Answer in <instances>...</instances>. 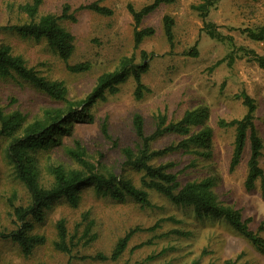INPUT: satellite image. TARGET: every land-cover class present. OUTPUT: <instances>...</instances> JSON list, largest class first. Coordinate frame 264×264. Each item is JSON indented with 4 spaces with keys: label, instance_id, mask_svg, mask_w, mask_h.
<instances>
[{
    "label": "rangeland",
    "instance_id": "374dc122",
    "mask_svg": "<svg viewBox=\"0 0 264 264\" xmlns=\"http://www.w3.org/2000/svg\"><path fill=\"white\" fill-rule=\"evenodd\" d=\"M94 1L41 0L37 10L36 19L44 15L59 16L67 6V15L75 18L61 22L74 38L69 63L88 62L90 70L74 74L65 69L43 40L23 38L3 30V27L28 21L21 8L32 0H0V44L9 46L28 67L50 80L61 82L66 89L65 101H56L17 77L0 78V107L6 113L18 111L31 121L41 117L45 110H65L68 103L83 100L97 77L113 71L122 58L132 57L135 64H141V52L146 54L147 70L141 81L149 91L136 100L133 96L135 83L129 76L118 86L116 94L105 93L104 100H97L89 108L92 123L73 122L71 135L62 137L61 145L36 152L41 182L50 184L48 168L52 165L74 166L64 150L78 140L89 160L117 175H125L139 187L140 174L122 169L120 152L122 147L135 145L133 115H141L145 133L150 134L158 114H165L169 121H178L187 110H204L203 126L212 131L206 156L175 152L152 163L172 162L171 171L182 184L213 180V190L222 204L238 210L249 220L251 230L257 231L260 225L264 226L261 181L257 180L251 191L244 188L249 141L238 166L230 172L235 130L217 124L219 120L228 122L242 118L247 111L244 95L252 99L255 107L253 123L262 144L258 160L264 176V70L246 53L252 50L264 57V42L252 41L241 33L245 28L264 24V0L215 1L208 8L205 21L214 24L216 31L224 37L221 41L211 39L202 30V19L192 8L205 0H175L172 4L160 5L142 20L139 29L149 27L154 33L144 38L137 48H134L133 20L127 5L138 11L153 0H105L100 4L112 10L110 16L78 9ZM165 15L174 20L173 49L163 32ZM195 45L197 56L187 55ZM104 124L111 140L103 135ZM178 140L180 138L175 135L165 136L151 147L161 149ZM113 141H116V147ZM4 147L5 141L0 140V229L13 230L8 198L13 191L17 192L18 205H25L28 198L3 160ZM79 196V203L74 208L65 200L53 202L43 221L34 224V232L44 236L45 242L35 247L30 255L24 256L16 244L0 239V264H226L227 260L235 264H264V255L222 220L199 219L192 207L173 205L154 192H149L152 208H142L129 198L123 202L100 198L92 186L80 189ZM86 213L88 220L93 221L91 233L96 236L89 243L81 239L86 224L82 216ZM58 220H64L67 240L73 243L70 254L53 247ZM155 224L159 225L154 231L147 230ZM135 228L139 230L132 234L117 260L87 258L97 253L109 256L116 242ZM259 235L264 238V231Z\"/></svg>",
    "mask_w": 264,
    "mask_h": 264
},
{
    "label": "trees",
    "instance_id": "16d2710c",
    "mask_svg": "<svg viewBox=\"0 0 264 264\" xmlns=\"http://www.w3.org/2000/svg\"><path fill=\"white\" fill-rule=\"evenodd\" d=\"M103 1L105 0H95L78 9H87L102 16L112 15L111 9L100 4ZM215 1L217 0H205L192 8L198 11L202 19V30L211 39L221 41L224 37L216 31L214 24L205 21L208 8ZM174 2L175 0H153L150 5L138 11L131 5H127L133 20L134 48H137L144 38L154 33L153 29L149 27L139 29L142 20L160 5ZM40 4L41 0H32L31 3L22 6L21 10L27 15L28 21L20 25L3 27V30L14 32L23 38L43 40L70 73L89 71L90 64L88 62L69 63L74 50V38L61 25L63 20H75L73 16L67 15L68 7L65 6L59 16L44 15L36 19ZM162 26L166 41L170 49H173L174 20L172 17L165 15L162 18ZM241 33L252 41L264 42V24L256 28H245L241 30ZM246 53L251 55L257 65L264 70V57L257 55L252 50H247ZM141 55L143 59L141 64H135L132 57L122 58L113 71L102 73L97 77L92 90L83 100L77 103H68L65 110H45L41 117L29 121L18 111L6 113L0 107V140L5 141L3 160L14 181L24 188L28 198L25 205H18L16 204L18 201L17 192H11L8 205L15 229H0V239L16 244L24 256L30 255L35 247L45 242L44 236L34 232V224L43 221L45 212L51 207V204L65 200L71 207H77L80 200V189L92 186L95 194L100 198H110L118 202L129 198L142 208L153 207L149 199V192L156 193L173 205L192 207L196 217L222 220L238 235L246 239L257 252L264 255V238L259 235L261 231H264V226L260 225L257 231L251 230L248 226L249 220L244 219L238 210L222 204L213 190V180L189 181L182 184L177 175L171 171L174 167L172 162L159 165L152 163L157 158L175 152L206 156L211 145L212 131L209 127L203 126L206 118L204 110H187L178 121H169L165 114H158L155 116L154 130L150 134L145 133L141 115L137 113L133 115L132 128L136 139L135 145L122 147L120 152L123 157L122 169H130L140 174L139 187L125 175H117L106 169L105 166L89 160L85 148L78 140L74 141L73 146L66 147L64 150L65 155L74 166L52 165L48 168L50 184L45 185L41 182L36 152L47 151L51 147L61 145L62 137L71 135L73 122L92 123L93 117L89 108L97 100H104L105 93L116 94L118 86L123 84L129 76H132L135 83L133 96L136 100L142 99L144 93L149 91L141 81L142 74L147 70V64L144 62L146 54L141 52ZM187 55L197 56L196 45L187 52ZM12 77L29 83L53 100L65 101L66 99V89L61 82L42 76L34 68L28 67L20 56L14 55L9 46L0 44V78ZM243 104L247 111L242 118L232 119L228 122L219 120L217 124L219 127L234 128L235 130L234 147L229 162L230 172L238 166L246 142L249 141L250 152L244 188L246 191H251L254 189L256 181L260 180L262 196H264V176L258 160L262 144L253 123L255 107L252 99L246 95L243 97ZM78 107L81 109L78 110ZM195 129L199 130L194 132ZM102 132L107 139L111 140L105 124L102 127ZM169 135H175L180 140L157 150L151 147L156 140ZM113 146H117L116 141H113ZM82 218L86 224L81 239H85V243H89L96 237L93 232L91 233L93 221L88 220L87 213ZM158 225L155 224L147 230L154 231ZM55 229L54 249L70 254V247H73V243L71 240H67L64 220H58ZM138 230V228L130 230L119 239L109 256L97 253L87 258L98 261L117 260L125 251L132 234ZM174 233L179 234L176 231ZM226 264H235V262L227 260Z\"/></svg>",
    "mask_w": 264,
    "mask_h": 264
}]
</instances>
